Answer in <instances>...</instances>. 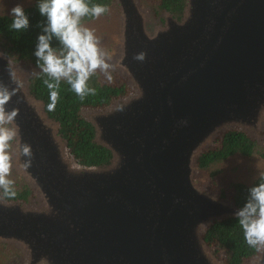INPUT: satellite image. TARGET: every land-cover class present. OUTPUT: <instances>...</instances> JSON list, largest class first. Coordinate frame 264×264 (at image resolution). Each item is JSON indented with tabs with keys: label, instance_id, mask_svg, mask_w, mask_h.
<instances>
[{
	"label": "water",
	"instance_id": "1",
	"mask_svg": "<svg viewBox=\"0 0 264 264\" xmlns=\"http://www.w3.org/2000/svg\"><path fill=\"white\" fill-rule=\"evenodd\" d=\"M113 1L120 36L110 65L130 92L80 112L111 154L104 165L74 160L0 43V84L15 91L5 110L18 109L12 169L32 194L6 201L0 189V243L24 264H225L203 235L238 210L193 175L224 133L264 137V0H184L177 15L163 9L160 26L138 0ZM243 264H264V249Z\"/></svg>",
	"mask_w": 264,
	"mask_h": 264
},
{
	"label": "trees",
	"instance_id": "2",
	"mask_svg": "<svg viewBox=\"0 0 264 264\" xmlns=\"http://www.w3.org/2000/svg\"><path fill=\"white\" fill-rule=\"evenodd\" d=\"M153 5L154 12L164 9L177 15L183 8L184 0H147ZM41 0H32V3L23 8L29 19V27L26 30L16 31L11 28L13 16L0 14V43L5 51L14 57L17 62L28 65L37 72L29 79V89L31 93L42 101L44 111L49 119L57 122L60 133L66 141L69 154L74 160L84 167H96L106 163L111 158L110 152L94 142V128L80 116L82 109L105 108L113 100L125 97L128 86L121 78L114 75L112 80L101 81L99 76L94 74L88 81V86L95 89V95H86L83 100L71 89L66 81H61L59 85V98L53 111L48 110L50 101V90L44 84V80L50 79L41 73L43 62H38L34 55L37 45V37L43 34V27L47 25V18L39 12L38 4ZM89 6L94 4L105 5L108 8L113 0H86ZM94 17L86 16L82 22L92 21ZM51 46L59 50L61 45L53 37ZM50 82H54L51 81ZM256 141L250 139L243 132L229 131L218 139L217 145L213 149L201 154L197 160L198 170L209 169L215 163L234 156L250 157L256 152ZM215 172L212 171L211 175ZM264 182V174L257 177L250 184L234 183L231 185L232 194L230 202L239 211L249 199V190ZM14 197H6L1 189V193L6 201L28 202L31 198V190L22 181L14 182ZM220 198L223 196L219 195ZM203 241L217 255L221 253L225 264H243L244 260H249L256 255L257 249L250 247L245 239L243 229L238 218L230 217L219 222H214L209 226L204 235Z\"/></svg>",
	"mask_w": 264,
	"mask_h": 264
},
{
	"label": "clouds",
	"instance_id": "3",
	"mask_svg": "<svg viewBox=\"0 0 264 264\" xmlns=\"http://www.w3.org/2000/svg\"><path fill=\"white\" fill-rule=\"evenodd\" d=\"M39 12L47 18V25L43 27V34L37 37L34 52L38 62H43L41 73L50 79L44 84L50 90V103L48 110L53 111L59 98L60 82L66 81L71 89L84 99L86 95H95V89L88 86V81L97 71L103 73L109 81L111 65L107 62L111 57L101 46L100 39L94 30L82 25L86 16L100 18L109 11L105 5L94 4L89 6L86 0H41L38 4ZM13 22L11 28L20 31L29 27V19L23 6L17 4L11 9ZM55 37L61 48L54 49L51 41ZM136 60L142 61L144 54L140 53ZM54 81V82H50ZM15 91H9L0 84V189L6 197H14V181L11 175L10 142L16 132L5 125L13 122L18 115V109L5 110ZM22 155L25 169L31 167L32 150L30 145L22 146ZM249 199L244 206L236 212L239 224L243 229L246 243L258 251L264 249V182L249 190Z\"/></svg>",
	"mask_w": 264,
	"mask_h": 264
},
{
	"label": "rangeland",
	"instance_id": "4",
	"mask_svg": "<svg viewBox=\"0 0 264 264\" xmlns=\"http://www.w3.org/2000/svg\"><path fill=\"white\" fill-rule=\"evenodd\" d=\"M138 1L139 5L149 12L154 26H160L164 14L163 9L158 10V13H155L153 5L150 2H148L147 0ZM31 3L32 0H0V14L11 15V9L17 4H20L23 6V8H25ZM119 14V7L113 1L112 5L109 7V11L103 14L100 18H94L89 22H82V25L94 30L95 35L100 39L101 46L111 57L107 61L109 64L115 57L118 48V39L120 36ZM17 65L19 69L25 74L28 80L37 72L30 66L24 65L20 62H17ZM109 71L111 75H114L118 79L120 78V76L111 68ZM95 74L99 76L101 81L107 80L103 73L97 71ZM84 115L87 116V113L85 112ZM5 127L9 128V125L7 124L5 125ZM217 143L218 139H216L213 147H209L208 150L213 149L217 145ZM256 143V152L248 158L242 156H234L215 163L214 166L210 167L209 169L198 170V168H196L193 175L194 184L218 197L221 193V195L223 196V201L228 205H232V203L230 202V196L232 194V184L242 183L248 185L257 177L264 174V137L260 140H257ZM12 144L13 140L10 142L11 146L9 149L11 157L13 150ZM212 171L215 172L214 175H211ZM9 179L13 180L14 182H17L18 180L24 183V181L19 176H17L15 170L12 168ZM209 249L218 262L224 263V258L221 253H218L216 255L210 247ZM24 263V259L17 248L13 247L12 245L0 243V264Z\"/></svg>",
	"mask_w": 264,
	"mask_h": 264
}]
</instances>
